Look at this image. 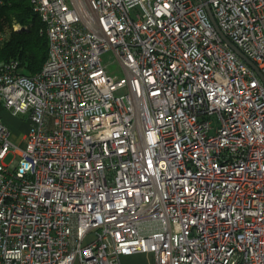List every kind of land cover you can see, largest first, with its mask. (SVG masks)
<instances>
[{"label":"built area","instance_id":"obj_1","mask_svg":"<svg viewBox=\"0 0 264 264\" xmlns=\"http://www.w3.org/2000/svg\"><path fill=\"white\" fill-rule=\"evenodd\" d=\"M31 1L41 71L0 61V264H264V81L218 29L264 73V0Z\"/></svg>","mask_w":264,"mask_h":264},{"label":"trees","instance_id":"obj_2","mask_svg":"<svg viewBox=\"0 0 264 264\" xmlns=\"http://www.w3.org/2000/svg\"><path fill=\"white\" fill-rule=\"evenodd\" d=\"M14 23L23 28H14ZM0 31L6 34L0 42V61L17 58L23 73L40 72L48 56L49 41L32 1L0 0Z\"/></svg>","mask_w":264,"mask_h":264},{"label":"rangeland","instance_id":"obj_3","mask_svg":"<svg viewBox=\"0 0 264 264\" xmlns=\"http://www.w3.org/2000/svg\"><path fill=\"white\" fill-rule=\"evenodd\" d=\"M102 62L107 65L111 74L117 76H123L125 74L122 65L118 61L115 53L112 50L106 51L102 54ZM123 90H118L116 93L120 94ZM1 115L11 130L12 140L19 145L20 149L27 148V139L24 138L25 134L29 131L30 122L28 113L13 114L12 111L3 108L1 109ZM14 158H19L16 154H9L5 162L11 164ZM76 264H79L78 262ZM151 264H156L155 260Z\"/></svg>","mask_w":264,"mask_h":264},{"label":"water","instance_id":"obj_4","mask_svg":"<svg viewBox=\"0 0 264 264\" xmlns=\"http://www.w3.org/2000/svg\"><path fill=\"white\" fill-rule=\"evenodd\" d=\"M207 10L213 20V22L217 25V22L215 20L214 14L212 12V9L209 5H207ZM218 27V25H217ZM220 33L222 34V36L224 37V39L226 40V42L241 56L243 57L261 76V78L264 81V73L259 69V67L255 64V62H253L242 50H240L239 47H237L224 33L223 31L218 27Z\"/></svg>","mask_w":264,"mask_h":264},{"label":"crops","instance_id":"obj_5","mask_svg":"<svg viewBox=\"0 0 264 264\" xmlns=\"http://www.w3.org/2000/svg\"><path fill=\"white\" fill-rule=\"evenodd\" d=\"M153 255L151 253H137L133 255L123 256L122 264H151L153 262Z\"/></svg>","mask_w":264,"mask_h":264}]
</instances>
